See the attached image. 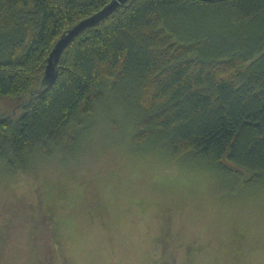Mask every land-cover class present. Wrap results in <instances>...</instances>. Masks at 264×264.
<instances>
[{
	"label": "trees",
	"instance_id": "obj_1",
	"mask_svg": "<svg viewBox=\"0 0 264 264\" xmlns=\"http://www.w3.org/2000/svg\"><path fill=\"white\" fill-rule=\"evenodd\" d=\"M110 1L0 0V100L21 107L0 112L1 166L71 154L112 97L132 113L135 147L195 157L240 190L264 187V0H127L64 47L43 85L54 43ZM45 210L43 222L27 216L42 244L55 231Z\"/></svg>",
	"mask_w": 264,
	"mask_h": 264
},
{
	"label": "rangeland",
	"instance_id": "obj_2",
	"mask_svg": "<svg viewBox=\"0 0 264 264\" xmlns=\"http://www.w3.org/2000/svg\"><path fill=\"white\" fill-rule=\"evenodd\" d=\"M20 108L0 100L4 115ZM85 123L71 154L36 152L25 170L0 164V264L46 263L49 250L51 264H264V187L240 190L195 157L135 147L120 99ZM43 210L52 243L27 218L43 222Z\"/></svg>",
	"mask_w": 264,
	"mask_h": 264
},
{
	"label": "water",
	"instance_id": "obj_3",
	"mask_svg": "<svg viewBox=\"0 0 264 264\" xmlns=\"http://www.w3.org/2000/svg\"><path fill=\"white\" fill-rule=\"evenodd\" d=\"M127 0H111L104 5L100 10L91 14L90 16L80 20L74 26H72L65 34L59 37V39L52 46L47 58L44 69V75L42 78V84L49 86L54 82L57 76V63L60 54L64 47L84 28L92 26L100 22L102 19L108 17L120 4H123Z\"/></svg>",
	"mask_w": 264,
	"mask_h": 264
}]
</instances>
